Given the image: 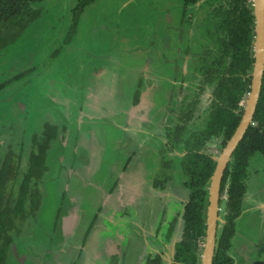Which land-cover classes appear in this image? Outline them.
<instances>
[{
    "label": "flooded vegetation",
    "instance_id": "1",
    "mask_svg": "<svg viewBox=\"0 0 264 264\" xmlns=\"http://www.w3.org/2000/svg\"><path fill=\"white\" fill-rule=\"evenodd\" d=\"M68 1L48 0L51 5L62 6L59 18L70 25L64 31L50 32L51 39L54 37L51 44L57 49L52 51L47 65L40 62L38 66L26 67L27 71L49 70L46 78L51 79L69 76L68 71L75 70L71 77L76 79L65 83L61 101L57 98L56 101L51 93L42 95L53 108L57 107V110L40 112L37 118H46L45 131L49 127L47 134L52 138L44 132L42 143L37 145L40 149L30 153L32 159L47 163L48 170L52 158L57 159L61 193H54L60 194L62 203L54 222L62 233L56 241L52 242L49 237L51 242L41 246L38 237L36 241L29 239L33 241L30 245L37 244L36 249L28 245L20 264H192L187 213L197 191L205 190L206 229L197 242L196 264H200V248L202 245L206 248L212 177L245 114L253 66L245 76L239 67L242 64L236 68L232 65L233 52L224 45L220 20L213 13L217 7L209 5L211 0L195 3L173 0L174 7L156 16L147 31L138 34L135 31L134 46L130 36L132 27L127 34L118 33L110 40L106 22L109 17L96 7L97 0ZM110 1L115 2L113 14L116 11L121 15L139 0ZM58 26L52 22V27ZM83 27L88 29V34L81 37ZM40 39L42 51L37 59L46 51L49 36L43 35ZM16 45L5 44L0 52L6 54ZM252 51L254 58V46ZM0 67L6 70L10 67V71L20 69L16 64L5 66L2 60ZM80 68L88 71L86 78L91 85H83L82 74V79H78ZM249 78L250 90L242 94V85ZM42 80L44 75L39 84ZM7 81L8 87L0 93L10 91L12 95L22 86L33 99L38 95L32 93L34 87L26 77L1 79L0 87ZM227 84L232 89L219 92ZM12 98L14 107L23 115L27 110L24 103L28 102ZM218 108L221 114L231 110L234 118H240L229 140L225 121L221 131L211 133L218 123ZM54 112L64 121L58 120ZM47 114H50L49 120ZM196 156L208 157L215 164L201 188L199 183L207 167H203V160L196 161ZM258 158L252 159L248 169V188L241 215L236 219L237 232L230 251L235 264H241L243 258L246 262L244 256H236L237 246L243 242L250 244L246 240L254 235L243 230L248 218L258 217V229H264V188L257 193L253 188L255 183L264 181V169L258 170L259 163L264 165V157ZM91 161L92 174L87 169ZM232 161L233 155L226 165L220 188L218 216L225 223L217 222L216 251L229 214L227 172ZM105 162L108 167L104 171ZM255 166L253 174L249 173ZM198 168L204 171L199 176L196 175ZM76 186L79 192L66 193ZM65 202L70 211L63 209ZM89 203L90 206H85ZM185 242L188 247L181 252L180 246ZM30 250L38 253L33 255Z\"/></svg>",
    "mask_w": 264,
    "mask_h": 264
},
{
    "label": "rangeland",
    "instance_id": "2",
    "mask_svg": "<svg viewBox=\"0 0 264 264\" xmlns=\"http://www.w3.org/2000/svg\"><path fill=\"white\" fill-rule=\"evenodd\" d=\"M68 2H71V0H69ZM138 2L139 4H137ZM138 2H134L132 6H128L123 10L122 14L119 15L116 11V14H113L112 12L115 2H112L110 0H97L96 7H98L99 9H103L105 15L109 17L107 18L106 22L108 24V29L110 30V32L108 33L110 35V40H113L118 33H120L121 36L127 34L128 29L132 27L130 36L134 40V43L132 42V40H130V44L133 43L134 46L137 42L135 38L138 32L147 31L149 24L151 22H154L156 16H159L162 12H164V9H172L174 7L172 5L173 0H139ZM49 3L52 2H48V0H45L44 2L38 3L35 6V9L40 13L38 17L36 16L37 18L35 17L31 19H24L21 23L19 22L16 25V27L18 26V28H11L7 32L5 31L8 28L0 31V51L4 48L5 44H17L15 49L14 47H12L13 50H9L6 54H2L0 52V60H2V64L8 67L10 65L16 64L17 68H20H12V70L10 71L8 70L10 69V67L7 70L6 68L4 69L3 67H0V80L2 79L6 81L10 76L19 77L20 80L26 77L30 79L34 87L32 93L38 94L33 99L32 94L28 93L26 90H23L25 89V87L22 86L19 87L20 91L15 90L12 95L10 91L0 93V163L3 160V157L4 159L5 157H8L10 159V162L15 167L20 165L23 168L25 165H27L28 162H30L31 159L29 156L31 153V148L34 149L38 144H41V141L44 138V132L45 134H47V132L50 131L49 127L45 131V124L46 122H48L45 121L46 118H37L40 112L44 113V110H57V107L53 108V105L49 101H47V99H44L42 95H45V93H51L55 97V100L57 98L61 101L62 92L65 90L64 86H66L65 83H72L71 79H76L71 77L73 75V72L75 71L73 70V68L68 71L69 76L60 75L53 79L46 78V73H48L49 70L39 69L37 70V72L34 70H30L33 71L30 72L27 71L28 69H26V67H30L32 65L38 66L40 62L41 65L43 63L47 65L51 59L50 57H52V51L57 49L55 45L51 44V41L54 38L53 37L51 39V33H56V31L59 30L64 31L70 25V23L66 25V22L59 18L62 6L60 4L58 5L57 3V5H51ZM52 22H55V25H59L57 29L55 27H52ZM86 27H83L81 29V37H84L88 34V29ZM135 31L137 32V34L135 33ZM47 34L49 36V42L47 44L46 51L43 53L41 58L38 57L39 59H37L38 53L42 51V47L39 48V43H41L40 38L43 35L45 37ZM101 37L103 38L102 34ZM43 41L44 44H46L47 40L45 39ZM86 72L88 71L81 68L78 70V79H82V76H80L82 74L84 77V86L87 84L91 85V81L87 80L86 78ZM32 73H34V75ZM42 75H44V80H42V84H39ZM1 89L2 88H0V90ZM12 97L19 101L28 102L24 103V106H27V110L24 111L23 115H21L18 109L14 107L13 103L15 102ZM48 106H51L52 109L48 108ZM53 115H57V119L61 122L64 121L57 112H54ZM34 117H36V119ZM46 117L50 118V114H47ZM55 122L53 126H55ZM61 122L58 121L59 126H61ZM62 134L63 133L60 130V135ZM47 137L52 138V135L48 133ZM258 157V159L260 160L263 159V157L260 155ZM49 163V170L47 171V173L44 171V174H42L40 177V180L42 181L41 184L43 186H45V183L47 184V186H45L41 191L42 200L39 202V207L36 208L37 210L35 209L36 214L35 212L31 213L30 215L32 217L25 218V221L20 224V226L25 229L23 231L24 236L16 239L17 245H14L12 247L11 255L9 256L7 264H20L22 262V259L24 258V254H26V251H28V245L32 244L33 241H36L37 237L40 246L44 242H53L54 240L56 241L57 238H60V235L62 233L61 229L58 227L56 228L54 222L55 218L57 217L59 207H61L62 203L60 194L57 196V193H54L55 191H61V186L57 181L59 169L57 159L55 157H53L51 162ZM104 164L105 171L108 167V163L106 164L105 162ZM87 169L90 170V173L92 174V161L88 165ZM256 169L257 166H255L254 168L252 167L249 173L253 174ZM263 169L264 165H262V163H259L258 170L262 172ZM89 179H87V181ZM262 187L264 188V181L260 183L257 182L253 186L256 193L261 192ZM76 192H79L78 186L71 188V190L68 192L66 191V193H70L71 195ZM66 205L67 202H65L63 209L65 208L66 211H70L66 207ZM90 205L91 203L85 204V206ZM245 223L246 224L244 225L243 229L244 232L252 233L254 235L250 236L251 239L246 240L248 242H251L250 244H246L245 242H243L242 245L237 246L236 249L239 251L238 254L241 255V257L247 255L245 257L246 262H243V258V260H240V263L264 264V229H258V226H260V221L258 217L255 216L249 217L248 222L246 221ZM49 237H52L51 241L48 240ZM29 239H32L33 241H30ZM260 243H263V245H261ZM36 245H30V247L36 249L34 247ZM201 251H203V245ZM30 252L33 255L35 253H38L33 250H30ZM256 259L257 262L252 263Z\"/></svg>",
    "mask_w": 264,
    "mask_h": 264
},
{
    "label": "trees",
    "instance_id": "3",
    "mask_svg": "<svg viewBox=\"0 0 264 264\" xmlns=\"http://www.w3.org/2000/svg\"><path fill=\"white\" fill-rule=\"evenodd\" d=\"M44 1L0 0V31L7 28L6 31H8L14 28L24 19L38 17L40 13L35 9V6ZM192 1L195 3L200 0H189L191 3ZM88 2L91 3L92 0H88ZM209 5L217 7L213 13L220 20V28L224 33V45L228 47L229 51L231 49L233 52L232 65L236 68L237 65L242 64L239 67H241L246 76L247 72L252 70L254 63L252 49L255 40V16L252 0H211ZM250 84V78L243 83L242 94L250 90ZM8 85L9 82L7 81L0 88L4 89ZM231 89L229 84L226 86L222 85L219 88V92L223 93V90L227 92ZM235 100L238 101V98H235ZM218 109L216 113L218 123L214 125L211 133L221 131L222 123L225 121V126L228 127L227 140H229L239 125L240 118H234L231 110H225L224 114H221L220 108ZM253 122L255 125H250L248 128L233 154V161L230 165L231 170L227 172V176L230 177L229 214L227 224L218 240L219 246L213 264H235L230 251L237 232L236 219L241 215L243 198L248 188L246 183V180H249L248 169L252 159L258 157V155L264 157V77L261 96ZM215 130L219 131L216 132ZM37 148L39 147L31 150L36 151L38 150ZM32 158L30 157V162L23 168L20 165L15 167L8 157H5L0 163V264H7L12 247L17 245L16 239L24 236L23 231L25 229L20 224L25 221V218L32 217L30 214L35 212V209L39 207V202L42 200L40 190L42 181L40 177L44 174V171L47 173L48 166L47 163L43 164L42 161ZM195 158L196 161L197 159L203 160L205 162L203 167H207L205 173L202 168H198L196 171L197 176H199L200 171H203L201 174L204 173L203 181L199 183L201 188L213 173L215 164L205 156H196ZM199 179L197 177V180ZM206 196L207 192L205 190L197 191L193 202L188 208L187 220L190 229H187V235L192 240V264L197 263V242L205 235L204 209ZM260 244L263 245V243ZM186 247H188V244L185 242L180 246L181 252H184ZM201 250L202 246L199 251V257L202 255ZM238 253L239 251H235L236 256Z\"/></svg>",
    "mask_w": 264,
    "mask_h": 264
},
{
    "label": "water",
    "instance_id": "4",
    "mask_svg": "<svg viewBox=\"0 0 264 264\" xmlns=\"http://www.w3.org/2000/svg\"><path fill=\"white\" fill-rule=\"evenodd\" d=\"M255 15V42H254V64L251 73V91L246 102L245 114L236 133L224 149L221 158L218 160V167L212 177L210 189V206L207 212V238L204 257L201 264H213L217 247V222L219 220V200L222 178L226 165L238 145L245 136L250 125L254 124V115L261 96L264 77V0H252Z\"/></svg>",
    "mask_w": 264,
    "mask_h": 264
},
{
    "label": "bare ground",
    "instance_id": "5",
    "mask_svg": "<svg viewBox=\"0 0 264 264\" xmlns=\"http://www.w3.org/2000/svg\"><path fill=\"white\" fill-rule=\"evenodd\" d=\"M245 105H246V103H245ZM204 252H205V247L203 246L202 255H200V257H199V262H200V264L202 263V259H203V257H204Z\"/></svg>",
    "mask_w": 264,
    "mask_h": 264
}]
</instances>
